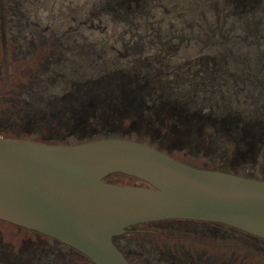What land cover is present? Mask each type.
Segmentation results:
<instances>
[{
	"label": "rangeland",
	"instance_id": "374dc122",
	"mask_svg": "<svg viewBox=\"0 0 264 264\" xmlns=\"http://www.w3.org/2000/svg\"><path fill=\"white\" fill-rule=\"evenodd\" d=\"M112 1H5V16L0 17V135L42 143L112 136L148 144L190 167L264 181V74L263 79L245 75L246 70L264 73V0H175L176 7L173 0H150L163 3L162 8L154 6L155 17L188 15L198 28L208 29L210 40L221 39L222 33L225 83L213 81L212 87L220 90L206 93L214 98L208 107L189 108L197 124L218 127L214 121H222L220 129H214L221 137L213 135V129L176 126L161 109L142 113L132 106L137 101L126 102L137 59L130 54L120 59L117 53H100L97 59L96 51L101 45H114L123 54L118 43L126 39L129 22L144 18L124 19L121 11L115 12L117 6L112 11ZM211 13H222L218 24ZM216 25L220 31L214 30ZM146 47L137 58L158 53V48ZM200 51L180 46L172 63L146 61L143 71L152 76L159 75L160 68L175 72L176 65L185 66ZM148 81L151 88L154 83L150 77ZM179 90L177 97L187 92ZM68 116L74 120L69 122ZM107 183L143 186L121 175L111 176ZM114 243L131 264H264V242L209 223L144 224ZM217 249L227 256L208 253ZM249 252L257 256L256 262L245 255ZM0 264L91 263L52 239L0 222Z\"/></svg>",
	"mask_w": 264,
	"mask_h": 264
},
{
	"label": "water",
	"instance_id": "95a60500",
	"mask_svg": "<svg viewBox=\"0 0 264 264\" xmlns=\"http://www.w3.org/2000/svg\"><path fill=\"white\" fill-rule=\"evenodd\" d=\"M114 174L144 186L104 182ZM164 221L219 224L264 241V181L190 167L129 140L0 138V222L52 239L91 264H129L113 239Z\"/></svg>",
	"mask_w": 264,
	"mask_h": 264
},
{
	"label": "flooded vegetation",
	"instance_id": "af4514ba",
	"mask_svg": "<svg viewBox=\"0 0 264 264\" xmlns=\"http://www.w3.org/2000/svg\"><path fill=\"white\" fill-rule=\"evenodd\" d=\"M5 1L7 0H0V17L5 16L4 14V10L6 7ZM173 1L176 7V2L175 0ZM182 1L183 2L186 1L188 3L189 0H182ZM203 1L206 0H202V2ZM215 1H221V0H215ZM234 1L239 2L241 0L239 1L234 0ZM223 2H227V0H223ZM153 3L154 2L153 1L151 2L150 0H113L111 2L112 8L114 9V7L117 6L119 10L114 9L112 11L116 10L115 12L117 13V15H121V13H119L121 11L122 12L121 16L124 19H126L130 15H132L131 19H133L135 15H138L141 18H144V21L132 22L131 20V22H129L130 24L128 25L130 27L128 28L127 34L123 37V38L126 37V39L120 40L121 42L118 43V45H121V48L124 51L123 54L117 52L114 45L105 48L101 45L100 51H96L97 59H101L99 57L100 53H107V54L117 53L118 54L117 58L120 59H125L128 57L127 55L130 54L133 55L135 59H137L132 67L134 74L132 76V81L129 84L131 86L130 87L131 89L128 88L129 94L125 95L124 98L126 99L127 103L130 102V98L132 101L134 100L137 101L138 108H136L137 105L135 104L132 106L133 108L139 110L140 112H149L155 110L160 111L161 109L162 112L168 115L167 119L170 118L173 119L176 126L182 127L184 129L193 128L196 131L197 128L200 127L205 128L208 131L211 129H217V128L220 129V125L223 124L222 121L221 122L214 121V125L217 124L218 127L207 126V124H210V122L203 123L206 126L202 124H197V122L194 120V117L196 115L192 114L189 108L191 106L194 108H199L200 106L203 105L205 107H208L209 104L212 101H214V98L212 99H209V97L207 98L206 93L209 94L210 91L213 90L218 91V89L220 90V88L212 87L214 83L213 81L222 80V82H224V78L221 75L223 76L225 75L227 62L225 61L226 45L225 42L221 40L223 39L222 33L220 37L221 39L210 40V38L208 37L209 35L208 29H205V27L198 28L196 25H194L195 20L193 18L189 20L188 15L183 16L180 19H178V17L176 16L175 17L171 16L169 13L168 14L165 13L167 15H165L164 18L163 16L155 17V15L152 14V10L155 9L154 6L156 5V7L162 8L163 3L160 2L154 4ZM230 4L233 3L229 1L228 5ZM216 5H218V3H216ZM222 6L224 11L226 4H223ZM213 11H215V9H213ZM211 14L216 18L215 22L218 24L219 18L222 15V13L221 15L220 13L217 14L211 13ZM223 15H224L223 17L225 18V14ZM153 16L155 17V20ZM205 22L206 24L208 23L207 19H205ZM214 30L220 31V28L218 29L216 25V27H214ZM146 46H149L150 48L152 46L158 48V53L151 58H143V57L137 58L136 55L141 54ZM180 46L184 48L187 47L200 48L201 51L198 53V56L192 58L190 60L191 62L188 61L189 63L186 64L185 66L176 65V67H179V69H175L176 70L175 72L173 71L166 72L167 68H164V70L166 71L164 70L161 71L162 69L160 68L159 75L152 76L148 72V70L143 71L144 70L143 63L146 61H152L156 63H162V62L172 63L171 60H175L178 58L179 55L178 48ZM146 48L148 49V47ZM136 65H140V67L135 73ZM262 71H264V69ZM263 74H264L263 72L254 73L248 70H246L245 72L246 76L254 77L257 79H263ZM215 76L217 77L216 79L211 78ZM149 77L152 80L151 84L154 83V85H152L151 88L149 86L150 82L148 81ZM224 83L223 85H225ZM253 84L255 85L256 82ZM186 85L189 86L190 88L189 90H185L184 86ZM221 88L223 89V87ZM179 89L180 90L184 89L183 92L184 91L187 92L186 93L184 92L181 97L179 96L177 97L178 95L177 91ZM174 91L176 92L173 93ZM142 103L149 104L150 107L147 108L146 106L142 105ZM203 111L205 112L206 109H204ZM170 121L172 122V120ZM184 131L188 133L186 130ZM223 139L224 138H222V140ZM223 141H225V139ZM213 225H218L223 228H229L219 224H213ZM11 227L18 228L15 226H11ZM18 229L30 234L39 235L37 233L27 231L21 228ZM229 229L235 230L232 228ZM115 239L116 238L113 239V242ZM258 240L264 242L261 239ZM118 250L120 251L119 248ZM208 253H214V255L221 254L223 256H227L228 254L226 251L221 249L209 250ZM245 255L249 257L253 262H256L257 256H255L251 252L245 253ZM129 264L131 263L129 262Z\"/></svg>",
	"mask_w": 264,
	"mask_h": 264
},
{
	"label": "trees",
	"instance_id": "16d2710c",
	"mask_svg": "<svg viewBox=\"0 0 264 264\" xmlns=\"http://www.w3.org/2000/svg\"><path fill=\"white\" fill-rule=\"evenodd\" d=\"M24 63H21L20 65H19V68H21V66L23 65ZM4 89V88H3ZM143 113V112H142ZM74 120V118L72 117V116H68V121L70 122V121H73ZM194 130V129H193ZM190 131H192V130H190ZM205 131H208L207 129H205ZM213 135H218L219 134V136L221 135L220 134V132H218V134H216V130H211L210 131ZM0 136H2V135H0ZM4 139H8L9 138V136H2ZM218 137V136H217ZM221 137V136H220ZM114 137H112V136H109V137H94V138H90V139H86V140H82V141H80L79 143H63V142H59V141H54V142H51V143H45V144H51V145H77V144H84V143H87V142H91V141H95V140H101V139H113ZM114 139H117V138H114ZM222 139V138H221ZM33 141H35L34 139H32ZM35 142H37V141H35ZM39 143H42V142H39ZM144 145H146V144H144ZM146 146H149V147H151V148H154V147H152V146H150V145H146ZM154 149H156V148H154ZM157 150V149H156ZM160 152H162V151H160ZM162 153H164V152H162ZM164 154H166V153H164ZM169 156V155H168ZM171 157V156H170ZM173 158V157H172ZM175 159V158H174ZM115 175H120V174H114V175H111V176H115ZM111 176H108L107 178H105L104 179V182H106L107 183V180L111 177ZM122 176V175H121ZM123 177H125V176H123ZM125 178H128V179H132V180H134V181H138V180H135V179H133V178H129V177H125ZM256 180V179H255ZM138 182H140V181H138ZM141 184H143L142 182H140ZM143 186H144V184H143ZM137 226H141V225H137ZM136 226V227H137ZM134 227H130V228H128L127 230H126V233L127 232H129L130 230H132ZM63 246V245H62ZM63 247H66V246H63ZM126 260L129 262V260L126 258ZM89 262V261H88ZM90 263V262H89Z\"/></svg>",
	"mask_w": 264,
	"mask_h": 264
}]
</instances>
